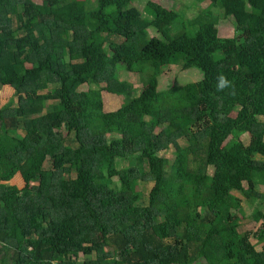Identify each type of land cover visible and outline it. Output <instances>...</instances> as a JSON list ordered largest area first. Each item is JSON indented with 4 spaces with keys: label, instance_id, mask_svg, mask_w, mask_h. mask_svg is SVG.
Returning <instances> with one entry per match:
<instances>
[{
    "label": "trees",
    "instance_id": "1",
    "mask_svg": "<svg viewBox=\"0 0 264 264\" xmlns=\"http://www.w3.org/2000/svg\"><path fill=\"white\" fill-rule=\"evenodd\" d=\"M139 1L0 0V264H264V0H198L178 35L175 10ZM169 66L203 78L162 91Z\"/></svg>",
    "mask_w": 264,
    "mask_h": 264
},
{
    "label": "rangeland",
    "instance_id": "2",
    "mask_svg": "<svg viewBox=\"0 0 264 264\" xmlns=\"http://www.w3.org/2000/svg\"><path fill=\"white\" fill-rule=\"evenodd\" d=\"M34 2L41 4L43 0H33ZM90 4L92 5L95 0H88ZM155 3H158L162 5L165 8L173 9L179 14V18L175 25L172 27L171 32L172 35H178L184 32H191V29H189V26L185 22L186 19H191L192 17H195L198 12L204 10L207 8L209 5L208 2H199L198 0H151ZM145 4V1H139L137 3L138 8L140 10L143 9ZM216 17H219V34L222 38H231L234 36L235 30H234V23L232 21V17L225 19L222 10H219V13L217 14ZM150 35L154 36V30L150 29L149 30ZM203 78V74L201 71H199L196 68H191L188 70H184L181 66H169L164 69L162 74L159 76V88L162 91H165L169 89L173 85H178V86H184L189 83L193 82H198ZM119 79L122 81H127L130 82L134 85V88H136V94H139L140 91L142 90V80L140 79V76L138 74H133L128 72L125 69H120L119 71ZM86 89V88H85ZM14 95V89L10 86H4L3 88L0 89V107L4 106L7 104L9 101L13 99ZM103 99H104V105H105V110L107 112H114L118 110L122 104L124 103L123 97L111 94L109 92H103ZM251 135L245 134L242 136V140L248 144L250 141ZM231 140V137H229L225 144H229ZM180 144L182 146H186V141L181 140ZM174 149L171 148L169 150H166L163 152L161 155L164 157L168 158L170 161H173L174 159ZM258 159H262L260 156ZM47 163V167H48ZM6 187V189H11L13 187H18V188H23L24 187V181L21 178L20 174L16 175L12 181L10 182H4L2 183ZM154 183L152 182H144L142 183L138 189L143 192V199L144 201L148 200V195L153 188ZM261 190L264 191V188H261ZM235 196L239 197L242 200V208L243 212L242 215H239V224H240V232L245 233L252 231L253 233L256 232L259 227L261 226L262 222H256L255 219H253V212L254 209L259 206V203L262 204V210L264 211V201H259V203L252 204L249 201L245 199V197L238 193L234 192L233 193ZM217 204L220 207L221 210H223L224 215H227L228 213L231 212H236L234 210H231L230 208H227L226 204L224 203L223 200L218 199ZM238 212V211H237ZM253 242L256 243V240L253 239ZM261 247V245H260ZM258 247V248H260ZM194 264H199V263H194ZM203 264V263H202ZM205 264V263H204Z\"/></svg>",
    "mask_w": 264,
    "mask_h": 264
},
{
    "label": "clouds",
    "instance_id": "3",
    "mask_svg": "<svg viewBox=\"0 0 264 264\" xmlns=\"http://www.w3.org/2000/svg\"><path fill=\"white\" fill-rule=\"evenodd\" d=\"M219 79H220V85L219 86L222 88L226 85V81L223 77H220Z\"/></svg>",
    "mask_w": 264,
    "mask_h": 264
}]
</instances>
